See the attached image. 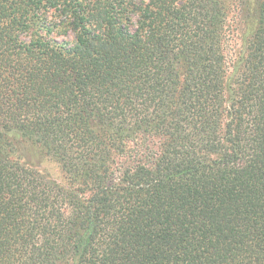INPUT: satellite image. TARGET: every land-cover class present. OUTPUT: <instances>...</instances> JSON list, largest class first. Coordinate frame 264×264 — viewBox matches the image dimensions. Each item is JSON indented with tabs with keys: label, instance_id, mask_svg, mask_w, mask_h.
Instances as JSON below:
<instances>
[{
	"label": "trees",
	"instance_id": "trees-1",
	"mask_svg": "<svg viewBox=\"0 0 264 264\" xmlns=\"http://www.w3.org/2000/svg\"><path fill=\"white\" fill-rule=\"evenodd\" d=\"M0 264H264V0H0Z\"/></svg>",
	"mask_w": 264,
	"mask_h": 264
},
{
	"label": "rangeland",
	"instance_id": "rangeland-1",
	"mask_svg": "<svg viewBox=\"0 0 264 264\" xmlns=\"http://www.w3.org/2000/svg\"><path fill=\"white\" fill-rule=\"evenodd\" d=\"M241 47L242 46H240L239 48ZM146 143L150 144L151 141L147 140ZM33 164L37 165L36 167L40 171L49 174L51 178L54 179L59 184L67 183V177L65 176L64 172L61 170L60 165L57 164L55 160H53L51 157L44 156L41 158V160H35V163Z\"/></svg>",
	"mask_w": 264,
	"mask_h": 264
}]
</instances>
